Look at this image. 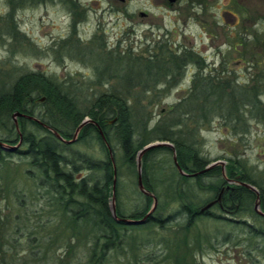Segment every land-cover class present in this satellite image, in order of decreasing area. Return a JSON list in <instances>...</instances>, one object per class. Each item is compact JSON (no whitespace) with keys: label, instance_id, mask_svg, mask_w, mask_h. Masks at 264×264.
Here are the masks:
<instances>
[{"label":"rangeland","instance_id":"374dc122","mask_svg":"<svg viewBox=\"0 0 264 264\" xmlns=\"http://www.w3.org/2000/svg\"><path fill=\"white\" fill-rule=\"evenodd\" d=\"M195 2L0 0V93L30 72L42 73L60 85L81 113L100 95L114 90L125 93L139 138L148 136L144 132L162 120L174 119L170 108L184 101L196 74L220 76L231 81L229 91L234 90L235 99L241 104L237 102L238 106L231 109L235 100L225 97L222 108L205 106L210 110H204L191 102V111L190 106H183V116L189 114L180 124L178 137L195 146L197 143L203 157L210 160L209 165L223 161L225 177L228 161H237L264 187V0H203L201 9L196 8L199 5ZM188 49L200 54L203 67L195 62L181 65V56L171 57L166 51L179 53ZM162 50L166 57L160 54ZM139 57L147 60H137ZM133 77L150 79V83L146 87L136 82L129 90L128 80ZM246 89L251 95L257 92L259 101L253 109L245 106L251 103L249 99H241ZM194 99L201 102L199 97ZM229 113L235 115V120L227 118ZM13 115L8 123L13 122ZM46 119L53 120L50 115ZM56 125L64 130L70 128V122ZM5 135L0 124V137ZM114 144L121 165L122 150L117 140ZM74 147L93 158H106L99 143L80 142ZM163 155L156 157L164 159ZM124 170L129 173L121 175L120 201L129 215L135 208V173ZM82 173L86 175L88 171L83 169ZM38 175L30 158L4 153L0 161V264H89L95 233L54 201L53 193L40 185ZM152 178L160 184L159 173ZM113 204L116 198L112 199ZM259 210L262 211L260 207ZM213 212L222 211L214 207ZM248 215L251 223L264 228V218ZM227 216L239 218L234 214ZM224 229L230 228L213 219L201 220L191 229L194 239L212 240L215 245L198 254L199 264H264L254 263L246 255L239 242L244 237L217 244L215 235ZM181 230L180 225L152 232L129 228L126 234L135 235L128 239L130 245L126 243L127 247L119 253L110 251L102 264H175L174 255L162 252L159 239L175 233V238H186Z\"/></svg>","mask_w":264,"mask_h":264},{"label":"trees","instance_id":"16d2710c","mask_svg":"<svg viewBox=\"0 0 264 264\" xmlns=\"http://www.w3.org/2000/svg\"><path fill=\"white\" fill-rule=\"evenodd\" d=\"M193 1H196L195 4L202 2V0ZM166 51L171 57L181 56V65L195 62L203 67V58L194 49L181 50L179 53ZM160 54L166 57L165 50H162ZM118 59L122 60L120 57ZM137 60L147 59L139 57ZM174 75L173 79H175ZM167 76L168 74L165 77ZM136 82L144 83V86L148 87L150 79L130 78L128 80L129 90ZM230 82L220 76L196 74L195 81H192L193 88H190L184 101L170 108V112L175 115L174 119L171 122L162 120L155 128L144 132V135L147 133L148 136L139 135L137 138V132L132 123V109L125 93L114 90L111 93L100 95L86 112L81 113L77 110L74 100L63 91L60 85L49 80L46 75L35 72L23 74L8 91L0 93V124L6 132L5 136L0 137V161L3 160L4 153L7 155L21 154L30 158L32 169L39 174L40 185L48 193H53L54 201L69 212L75 221L90 226L96 239L89 264H102V260L105 256L108 257L110 251L114 249L119 253L130 245L128 239H134L135 235L126 234L129 228H147L152 232L154 229H167L170 225H180L181 231L187 237L175 238L177 233L173 237L161 235L159 243L163 246L162 252L169 256L174 255L175 264H199L198 254H203L208 246L215 247L212 240L194 239L191 236V229L194 225L205 219H213L230 228L215 235L217 244H220L219 241L228 244L234 242L235 237H244L239 242L245 248L246 255L250 256L254 263H264V228H258L256 224L251 223L248 214L262 219L264 215L255 210L257 193L245 183H251L259 188V199L263 212L264 187L258 184L251 173L247 172L246 167L240 166L237 161H228L226 177L221 165L207 168L210 160L203 157L200 149L197 148V143L195 146L188 140L180 139L177 134L183 118L189 114L186 112L183 116V106H190L191 111L194 110L192 103L204 110H210V108H204L205 106H211L212 109L222 108L225 97H229L235 100L230 108H236L239 99H235L234 90L232 93L229 91ZM243 91L245 92L240 95L241 99H249L248 102H251L245 106H250L252 109L256 107L259 101L257 92L251 95L249 89ZM192 97L196 99L199 97L201 102L198 100L196 103L194 98L191 100ZM40 99H44V102H40ZM187 102L188 105H186ZM17 112L40 118L45 124L59 131L66 139L73 138L76 128L86 116L93 121L82 128L75 142L67 143L61 141L44 125L26 116L20 118L18 131L14 122L8 123L9 117ZM48 115L53 118V123L46 119ZM231 117L235 120V115L229 113L227 118ZM60 121L62 124L70 122V128L68 130L59 128L56 123ZM100 128L106 135L112 151L103 140ZM115 140L122 150L121 165L120 158L115 156ZM19 141H22L21 146L16 151H7L1 145V143L14 145ZM154 141H170L174 149L160 145L151 148L143 155V182L145 188L153 194L148 195L140 190L138 179L135 180L138 178L137 156L141 149ZM80 142H87L88 145L99 143L102 152L106 153V158L96 159L81 153L74 147ZM174 150L181 168L188 174L195 173L194 175H184L179 171L174 161ZM161 153L164 154V159L156 157ZM124 168L133 170L136 176L132 182L134 187L132 199L135 208L129 215L123 210L120 201L121 175L122 172L129 173ZM83 169H86L88 174L83 175ZM28 172L33 173V171ZM77 173L79 176L76 175ZM158 173L160 184H156L152 178V175ZM115 177L118 215L135 219L147 217L145 223L127 225L114 219L111 201ZM155 198L157 205L148 215L153 209ZM214 200L217 202L212 207H218L221 213L216 212L215 214L212 207L205 208ZM71 205L74 207L70 208ZM227 214H234L239 218H229ZM147 240L150 241L148 238ZM139 248L137 247V250ZM98 251L99 255H97ZM260 254L263 256L260 257Z\"/></svg>","mask_w":264,"mask_h":264},{"label":"water","instance_id":"95a60500","mask_svg":"<svg viewBox=\"0 0 264 264\" xmlns=\"http://www.w3.org/2000/svg\"><path fill=\"white\" fill-rule=\"evenodd\" d=\"M121 1H124V0H121ZM17 116H28L29 118L31 119H35L34 117L32 116H29V115H26L24 113H21V112H17L13 115V118H14V121H15V125H16V129L19 131V125H18V120H17ZM93 120H91L90 118L86 117L82 122L81 124L77 127L75 133H74V137L72 139H65L61 133L55 129H53L52 127L48 126V125H45L48 129H50L52 132H54V134L61 140V141H64V142H67V143H71V142H74L77 140L78 138V135L81 131V129L89 122H92ZM100 133L103 137V140L106 142V145L107 147L109 148V150L111 151V146L109 145L108 141H107V138H106V135L104 134V132L102 131V129L100 128ZM21 142L20 141L18 144H15V145H11V144H4V143H1L2 147L5 149V150H10V151H16L20 145H21ZM160 145H169V146H172V148L174 149L173 145L170 144L169 142H154V143H150L148 145H146L143 149H141L138 153V158H137V169H138V184H139V188L142 192H144L145 194H148V195H153L150 191H148L146 188H145V185L143 183V178H142V157L143 155L148 151L150 150L151 148L153 147H156V146H160ZM113 158V157H112ZM114 161V160H113ZM174 161H175V164L176 166L179 168V171L184 174V175H187L188 173H186L182 168L181 166L179 165L178 163V160H177V154L174 150ZM115 163V162H114ZM218 163H221L222 166H223V169L225 170V165H224V162L223 161H216L215 163H212L211 165H209L207 168H210L212 167L213 165L215 164H218ZM115 173H116V170H115ZM195 173H189L188 175H194ZM246 186H248L249 188H251L253 191H255L257 193V195H259V190L252 184L250 183H245ZM115 186H116V177H115V180H114V186H113V200L115 201V198H116V195H115ZM217 201H212L210 203H208L206 205L205 208H210L212 207ZM157 205V199L155 198V202H154V206H153V209L148 213L151 214V212L154 210V208L156 207ZM259 207H260V201H259V196L257 198V201H256V204H255V209L260 213V214H263L264 215V212L260 211L259 210ZM111 210H112V214H113V217L115 220L119 221V222H123L127 225H139V224H143L145 223L147 217H144L142 219H135V218H124V217H120L117 213V207H116V204L114 205H111Z\"/></svg>","mask_w":264,"mask_h":264},{"label":"flooded vegetation","instance_id":"af4514ba","mask_svg":"<svg viewBox=\"0 0 264 264\" xmlns=\"http://www.w3.org/2000/svg\"><path fill=\"white\" fill-rule=\"evenodd\" d=\"M119 1H121V0H119ZM126 0H124V1H121V2H125ZM171 1H173V0H171ZM196 6H197V4H195ZM199 6L198 7H196V8H198V9H201V8H203V5H204V2H203V0H202V2L200 3V4H198ZM143 14H145V13H143ZM202 65H204V63L202 64ZM194 76V75H193ZM40 102H44V99H40ZM20 118H21V116H19ZM18 117V120L20 121V118ZM36 121L38 122V123H40V124H44V122L40 119V118H38V117H36Z\"/></svg>","mask_w":264,"mask_h":264}]
</instances>
